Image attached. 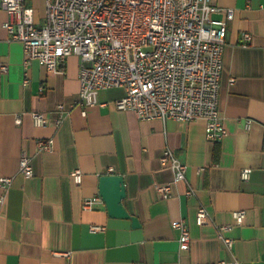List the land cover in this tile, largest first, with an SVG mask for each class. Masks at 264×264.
I'll return each mask as SVG.
<instances>
[{
	"label": "crops",
	"instance_id": "obj_1",
	"mask_svg": "<svg viewBox=\"0 0 264 264\" xmlns=\"http://www.w3.org/2000/svg\"><path fill=\"white\" fill-rule=\"evenodd\" d=\"M212 2L233 10L218 97L227 134L219 142L205 138L203 118L141 120L132 110L117 109L120 86L99 89L97 103L83 114L76 105L78 56L66 58L63 72L36 60L25 68L22 42L10 40L2 27L8 16L0 2V64H6L0 70V176L12 179L6 191L0 188V264H264V0ZM26 3L35 24H42L46 0ZM243 32L251 34L247 44ZM34 111L44 114L43 125H34ZM38 139L52 140L51 149L39 151ZM166 147L187 170L172 195L162 198L156 187L173 179L160 162ZM22 152L31 157L28 178L18 170ZM76 168L80 183L71 176ZM243 168L251 170L247 179L241 178ZM103 174L123 176L121 202L138 226L110 216L104 202L82 207L84 198L98 194ZM187 187L193 195L184 194ZM200 205L209 214L203 224L195 221ZM238 209L245 210L241 223L232 214ZM178 218L189 226L188 250L178 247ZM222 225L231 226L222 232L232 238L229 248L218 236Z\"/></svg>",
	"mask_w": 264,
	"mask_h": 264
},
{
	"label": "built area",
	"instance_id": "obj_2",
	"mask_svg": "<svg viewBox=\"0 0 264 264\" xmlns=\"http://www.w3.org/2000/svg\"><path fill=\"white\" fill-rule=\"evenodd\" d=\"M7 13L2 27L10 40H19L23 46V65L32 60L47 70L63 72L66 58H79L77 78L79 96L76 105L85 107L97 103L101 88L120 86L124 95L115 100L119 110H132L141 120L174 119L205 120V138L219 142L227 134L219 113L220 75L228 22L233 17L231 8H222L212 0H46L45 16L37 25L33 8L26 0H0ZM215 14H221L215 17ZM243 44L251 40L249 32L242 33ZM6 70V64H0ZM24 85L29 82L24 72ZM234 78H230L232 82ZM58 123L63 106L58 104ZM33 123L43 125L45 116L31 112ZM17 123L20 117L16 118ZM252 120H245L249 128ZM264 129V127H263ZM39 151L50 150L52 140H36ZM162 165L173 172L171 182L156 187L162 198L172 195V185L185 180L187 165L166 147L160 156ZM18 170L25 177L33 174L31 157L22 152ZM250 168L241 170L247 179ZM75 183H80L79 168L71 172ZM10 176H0L4 191L11 184ZM192 188L184 191L193 195ZM4 195L0 196V203ZM103 202L99 194L86 197L82 207L91 210ZM236 223L245 216L244 209L233 211ZM203 205L197 207L195 221L203 224L208 219ZM178 230V247L188 250L190 230L184 218L173 223ZM230 225L218 226V236L228 248L232 238L223 235ZM91 230L103 226L91 225ZM218 264H241L220 260Z\"/></svg>",
	"mask_w": 264,
	"mask_h": 264
},
{
	"label": "water",
	"instance_id": "obj_3",
	"mask_svg": "<svg viewBox=\"0 0 264 264\" xmlns=\"http://www.w3.org/2000/svg\"><path fill=\"white\" fill-rule=\"evenodd\" d=\"M98 194L105 203L110 216L131 218L133 226L139 225L138 219L135 216H131L121 202L125 196L123 176L120 174L100 175L98 179Z\"/></svg>",
	"mask_w": 264,
	"mask_h": 264
}]
</instances>
